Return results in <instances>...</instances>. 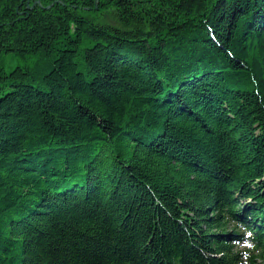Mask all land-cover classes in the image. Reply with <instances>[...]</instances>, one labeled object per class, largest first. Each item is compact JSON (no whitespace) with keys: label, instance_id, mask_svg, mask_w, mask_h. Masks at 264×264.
Wrapping results in <instances>:
<instances>
[{"label":"trees","instance_id":"16d2710c","mask_svg":"<svg viewBox=\"0 0 264 264\" xmlns=\"http://www.w3.org/2000/svg\"><path fill=\"white\" fill-rule=\"evenodd\" d=\"M96 2L0 0V264L264 260V0Z\"/></svg>","mask_w":264,"mask_h":264},{"label":"rangeland","instance_id":"374dc122","mask_svg":"<svg viewBox=\"0 0 264 264\" xmlns=\"http://www.w3.org/2000/svg\"><path fill=\"white\" fill-rule=\"evenodd\" d=\"M5 69L8 71L10 68H9V64L5 62ZM0 86H1V82H0ZM3 95V91L0 90V96ZM229 233H232V231L230 230ZM236 251H240L242 253H249V252H253L254 249L252 247V243L251 241L247 240V241H244L242 243H237L236 244ZM250 254V253H249ZM244 261L247 263L248 259L245 258ZM256 263L257 264H264V260L261 259V258H258L256 259Z\"/></svg>","mask_w":264,"mask_h":264},{"label":"water","instance_id":"95a60500","mask_svg":"<svg viewBox=\"0 0 264 264\" xmlns=\"http://www.w3.org/2000/svg\"><path fill=\"white\" fill-rule=\"evenodd\" d=\"M96 3H99V0H97ZM37 4H39V3L37 2V3L33 4V6L31 7V9H33ZM60 4L64 5L63 3H60ZM27 7H29V3H27Z\"/></svg>","mask_w":264,"mask_h":264}]
</instances>
